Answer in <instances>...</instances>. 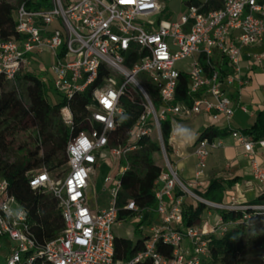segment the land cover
Here are the masks:
<instances>
[{"label": "built area", "instance_id": "1", "mask_svg": "<svg viewBox=\"0 0 264 264\" xmlns=\"http://www.w3.org/2000/svg\"><path fill=\"white\" fill-rule=\"evenodd\" d=\"M221 2V8L209 11H203L201 5H188L175 21L156 24L150 18L164 10L159 0H49L40 8H28L26 1L18 5L16 37L0 35V79L14 83L32 68L35 57L48 54L53 88L66 103L61 116L68 126L73 120L69 100L97 85L87 107L91 128L68 142L63 175L56 178L45 168L27 175L32 190L48 192L58 202L64 229L57 238L45 244L36 240L27 212L8 193V182L0 176V252L4 245L5 264H140L146 260L151 264H203L208 258L206 238L223 235L229 224L220 220L208 231L183 227L186 197L224 211H264V206L247 207L234 198L213 204L191 191L201 185L210 153L224 148L220 138H204L194 144V177L184 183L169 160L161 135L160 122L170 117L206 114L214 125L223 121L230 138L250 159L254 180L264 182V169L253 155L255 145L264 149V137L254 139L230 128L233 108L224 91L225 81L245 84L242 50L264 46V0ZM251 57L256 65L264 61V54ZM181 62L186 63L179 67ZM38 70L42 71V65ZM181 75L187 79L190 104L178 101ZM39 79L48 81L44 76ZM129 89L138 94L144 111L128 131L127 143L110 145L115 120L123 112L119 100ZM151 90L158 96L157 110ZM141 139L157 144L163 159L155 182L160 222L150 227L143 250L128 260H115L113 228L120 221L119 212L142 218L133 201L119 206L120 177L128 168L127 157L139 149ZM104 160L116 167L126 162V166L103 180V190L109 195L107 207L91 209L87 196L90 175ZM176 190L180 195L173 197ZM184 240L188 247L183 246ZM6 242L12 244L9 249ZM159 242L172 248L170 257L156 250ZM261 258L264 260V245Z\"/></svg>", "mask_w": 264, "mask_h": 264}, {"label": "trees", "instance_id": "2", "mask_svg": "<svg viewBox=\"0 0 264 264\" xmlns=\"http://www.w3.org/2000/svg\"><path fill=\"white\" fill-rule=\"evenodd\" d=\"M24 1L27 2L28 8H40L47 6L49 0H40L37 3L20 0L18 4ZM183 4L185 7L201 5L203 11L217 10L222 6L221 0H184ZM15 13L14 6L6 0H0V35L4 39L16 37ZM5 84L9 87L4 90ZM94 86L83 93L75 94L69 100L73 120L68 126L61 116L65 101L61 99L54 105L49 104L46 98V83H42L35 72L32 70L23 72L14 83L0 79V176L8 182V193L15 197L20 207L27 212L31 230L40 244L57 238L63 231L64 224L58 202L48 192L32 190L28 185L27 175L38 168L54 171L66 164L65 150L68 142L80 132L91 128L86 117ZM178 93V101L191 103L184 75L180 76ZM149 95L157 110L159 100L156 92L151 90ZM119 107L123 112L115 120V130L109 136L110 145H125L128 131L144 111L140 97L130 89L120 98ZM171 128L170 119L160 122L161 135L168 156ZM20 132L33 133L34 147L26 152L23 161L10 162L7 154L13 144L14 135ZM242 132L254 139L264 137V111L257 114L250 129ZM226 134L224 129L208 127L198 135L195 143L204 138H222ZM137 145L139 149L127 157L128 168L120 177L122 191L119 206L126 201L135 203L142 213V220L136 226L139 228L146 221L145 212L156 206L155 182L162 167L156 163L153 156L154 153L159 154L157 144L148 139H141ZM234 183L235 180L228 181L226 187L230 188ZM225 189L227 188L218 182H211L203 192L195 194L206 201L220 204ZM244 206H264V192ZM210 210V207L201 202L183 201L182 226L201 228L203 215ZM216 211L219 212L221 220L229 224L228 230L223 235H209L206 238L208 258L203 260V264H264L261 258V248L264 245V211L249 208L243 211L220 209ZM134 215L132 212L121 210L118 219ZM148 239L149 237H138L133 243L127 239L115 238L114 259L132 258L143 250ZM156 250L167 257L172 255V248L161 242L157 243ZM140 264L151 262L146 260Z\"/></svg>", "mask_w": 264, "mask_h": 264}, {"label": "crops", "instance_id": "3", "mask_svg": "<svg viewBox=\"0 0 264 264\" xmlns=\"http://www.w3.org/2000/svg\"><path fill=\"white\" fill-rule=\"evenodd\" d=\"M242 52V79L245 80V84L241 85L238 81H234L231 84L227 83V81L224 83V91L230 99L233 108V116L229 122V126L231 129L239 131L250 129L255 122L257 114L264 111V61L260 65H256L253 62V57H251L253 55L264 54V46L244 48ZM169 119L173 129L171 140H169V160L176 172H179L181 175V180L184 183H189L193 180L196 168L195 158L192 153L198 135L208 127L224 129V123L220 121L217 125H214L206 114H200L191 118L170 117ZM184 127L188 130L180 131ZM174 129H176L175 132ZM224 130L227 134L220 139L224 142L225 146L210 153L206 170L201 179V185L194 189V191L203 192L211 182H218L227 188L222 194L220 204L229 203L231 198H234L237 204H249L264 192V182L254 180L250 159L242 147L238 146L230 138L228 130ZM187 135L192 136L187 138L185 137ZM253 155L260 168L264 169V149L255 145ZM232 180H235V183L230 188L226 187L227 182ZM177 194H179L177 190L172 193L173 197ZM155 208L145 212L146 221L139 228H136V226L140 219L137 224H134L137 218L136 215L132 217L124 216L114 228L123 227L126 223L132 224L134 238L116 235H114V238L127 239L135 243L138 237H149L150 227L158 225L160 222ZM220 220L218 211H207L203 215L201 228L208 231L216 226ZM183 246L188 247L186 240L183 241Z\"/></svg>", "mask_w": 264, "mask_h": 264}, {"label": "rangeland", "instance_id": "4", "mask_svg": "<svg viewBox=\"0 0 264 264\" xmlns=\"http://www.w3.org/2000/svg\"><path fill=\"white\" fill-rule=\"evenodd\" d=\"M9 4L15 7V10L18 7V2L20 0H6ZM184 0H159L160 4L164 7V10L161 14L155 15L150 18V21L156 24L159 20L163 21H175L180 14L183 13L185 9V5L183 4ZM202 1V0H201ZM32 68L31 70L35 72L39 78L44 76L47 78L46 83V93H47V101L49 104L54 105L58 103L62 98L60 95H58L53 88L52 84V76L50 74V66H51V58L48 54H44L40 57H35V59L32 60ZM186 62H181L178 64L179 67H182ZM42 65V71L38 70V66ZM9 86L7 84L4 85V90L8 88ZM34 135L32 132H20L13 137V144L10 147L9 153L7 154V158L10 162L18 161L21 162L24 160V156L26 155V152L34 147ZM154 159L158 165L161 167L163 166L162 157L160 154L154 153ZM126 166V163L122 162L120 166H117L114 164V162L110 160H104L101 161L97 167H95L90 175V181L89 186L87 189V196H88V203L91 209H103L107 207L109 195L108 192L103 190V180L106 176L109 174H115L116 172H119V170ZM66 168V164L61 166L60 168L50 171L52 175L56 178H60L64 170ZM42 168L35 169L28 173H36L40 171ZM178 178L181 180V175L179 172H177ZM182 181V180H181ZM183 182V181H182ZM191 191L195 194V191L191 189ZM188 201H192L193 199L190 197H186ZM211 211L217 210L214 207H210ZM138 218H136V222L134 224L138 223ZM142 220V219H140ZM133 226L132 224L126 223L123 225V227L120 228H114L113 234L119 237L123 236H129L131 238L133 237L132 234ZM7 249L12 246V244L6 242ZM4 245L1 248L0 252V264L4 263V257L6 254V250H4Z\"/></svg>", "mask_w": 264, "mask_h": 264}, {"label": "clouds", "instance_id": "5", "mask_svg": "<svg viewBox=\"0 0 264 264\" xmlns=\"http://www.w3.org/2000/svg\"><path fill=\"white\" fill-rule=\"evenodd\" d=\"M188 129L186 128V127H184V128H181L180 129V131H187ZM176 131V129H174V132ZM192 135H187V136H185V137H187V138H190Z\"/></svg>", "mask_w": 264, "mask_h": 264}]
</instances>
